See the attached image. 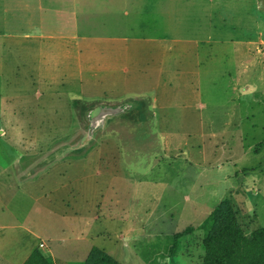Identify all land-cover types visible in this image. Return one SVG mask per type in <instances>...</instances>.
Listing matches in <instances>:
<instances>
[{"label":"rangeland","instance_id":"obj_1","mask_svg":"<svg viewBox=\"0 0 264 264\" xmlns=\"http://www.w3.org/2000/svg\"><path fill=\"white\" fill-rule=\"evenodd\" d=\"M112 1L124 2L136 36L164 40L171 53L168 64L178 48L176 61L182 68L176 74H184L183 79L176 83L168 79L160 92L136 84L120 94L64 99L57 106L59 115L48 119L49 131L36 135L38 140L24 151L16 171L22 181L61 167L68 159L84 157L97 141L119 144L121 155L130 159L126 167L134 175L129 186L141 191L132 205L136 239L128 244L122 263L204 264V239L210 227H200L225 199L232 202L248 237L264 228V0H95L93 10L103 2L107 3L101 6L108 8ZM74 2L0 0V34L25 29L33 20L40 23L47 9L61 28L63 14ZM82 18L89 25L91 18L96 20L93 23H101L110 16L97 13ZM197 42L216 46L210 54L215 56L213 72L201 78V83L191 75L195 72L191 67L197 66L196 49L192 48ZM180 51L183 58L179 59ZM8 53L0 78L13 82L9 89L14 93L19 88L17 80L30 82V70L20 69L16 76L18 64L10 62L14 55ZM2 82L0 79V98L5 87ZM27 84L22 88L29 89ZM21 99L9 104L33 107ZM128 100L140 102V108L111 120L90 145L79 149L88 128L85 111ZM28 107L23 116L10 119L40 123ZM2 121L0 116L1 127ZM18 149L7 148L0 140V173L4 156L14 158ZM156 160L161 165L151 171ZM97 226L103 237L109 232L114 237L113 231H105V223ZM191 226H198L197 231L181 238L172 256L175 235ZM43 256L49 264H64Z\"/></svg>","mask_w":264,"mask_h":264},{"label":"crops","instance_id":"obj_2","mask_svg":"<svg viewBox=\"0 0 264 264\" xmlns=\"http://www.w3.org/2000/svg\"><path fill=\"white\" fill-rule=\"evenodd\" d=\"M74 1L75 5L63 14L61 28L47 9L40 23L32 19L25 29L0 34V77L8 50L14 55L10 62L18 64L16 76L20 69L30 70V82L17 80L19 88L13 89L15 94L9 89L13 82L0 78L5 85L0 98V116L5 119L4 127L0 125V140L7 143V148H19L14 158L2 159L0 264H24L36 248L64 264H85L95 246L122 263L128 244L136 239L132 205L141 191L135 192L129 186L134 175L126 167L130 159L121 155L119 144L97 141L84 157L68 159L59 164L61 167L49 168L22 181L16 169L24 151L38 140L36 135L49 131L48 119L59 115V102L64 99H83L87 94L97 97L105 92L120 94L136 84L152 86L150 91L160 92L168 79L176 83L184 77L176 74L182 68L176 61L178 48H174L175 58L172 56L168 64L171 53L164 40L136 36L123 1H112L108 8L101 6L107 3L103 2L96 10L95 0ZM97 13L110 18L101 23H93L96 20L91 18L89 25L83 23V15ZM192 48L196 49L193 57L197 66L191 67L195 69L191 75L201 83V78L213 72L215 56L210 54L216 46L205 47L197 42ZM182 56L180 51L179 59ZM26 84L29 89L22 88ZM20 98L33 103V107L9 104ZM164 104L170 106L165 101ZM26 107L40 123L10 119L23 116ZM160 165L156 160L150 170H157ZM100 223L108 226L106 232L113 231L114 239L110 232L102 236L97 229Z\"/></svg>","mask_w":264,"mask_h":264},{"label":"trees","instance_id":"obj_3","mask_svg":"<svg viewBox=\"0 0 264 264\" xmlns=\"http://www.w3.org/2000/svg\"><path fill=\"white\" fill-rule=\"evenodd\" d=\"M210 227L204 245L206 255L204 264H264V228L248 237L242 230L230 199L222 201L207 218L200 229ZM199 229V228H198ZM197 231L188 227L175 235L171 255H175L179 240ZM24 264H49L40 250L32 252ZM85 264H122L105 250L95 246Z\"/></svg>","mask_w":264,"mask_h":264},{"label":"water","instance_id":"obj_4","mask_svg":"<svg viewBox=\"0 0 264 264\" xmlns=\"http://www.w3.org/2000/svg\"><path fill=\"white\" fill-rule=\"evenodd\" d=\"M140 108V102L128 100L119 105L101 104L85 111V118L88 121L87 134L81 142L79 149H83L90 145L96 134L104 130L111 120L122 117L134 112Z\"/></svg>","mask_w":264,"mask_h":264}]
</instances>
